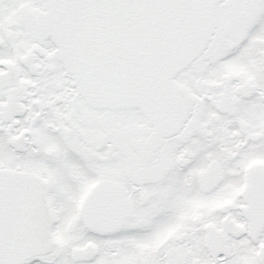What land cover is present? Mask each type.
Wrapping results in <instances>:
<instances>
[{
    "label": "snow or ice",
    "instance_id": "obj_1",
    "mask_svg": "<svg viewBox=\"0 0 264 264\" xmlns=\"http://www.w3.org/2000/svg\"><path fill=\"white\" fill-rule=\"evenodd\" d=\"M0 264H264V0H0Z\"/></svg>",
    "mask_w": 264,
    "mask_h": 264
}]
</instances>
